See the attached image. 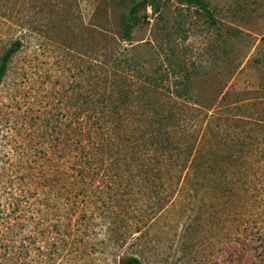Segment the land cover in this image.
I'll return each mask as SVG.
<instances>
[{"label":"rangeland","instance_id":"374dc122","mask_svg":"<svg viewBox=\"0 0 264 264\" xmlns=\"http://www.w3.org/2000/svg\"><path fill=\"white\" fill-rule=\"evenodd\" d=\"M136 1L0 0V58L22 42L0 84V264H251L264 228V0H205L210 14L161 0L122 40ZM129 56L158 70L157 87L116 72ZM122 80L129 108L148 105L141 130L155 113L172 145L145 146L123 175L97 157L90 198L67 209L55 138L91 128L89 115L112 120L92 106Z\"/></svg>","mask_w":264,"mask_h":264},{"label":"trees","instance_id":"16d2710c","mask_svg":"<svg viewBox=\"0 0 264 264\" xmlns=\"http://www.w3.org/2000/svg\"><path fill=\"white\" fill-rule=\"evenodd\" d=\"M183 3L188 6H195L196 9L209 13V9L205 0H181ZM162 7L161 0H137L134 2L129 9L128 16L124 17L121 23V34L120 38L122 40H131L130 31L134 26L135 22L145 21L147 15L138 16L139 10H145L150 8L153 13L160 12ZM22 42L20 39H15L3 52L0 58V84L6 73V69L11 57L21 48ZM126 51H128L126 49ZM125 66L124 69H121L117 73H121L124 77L130 78L133 81H138L141 83H148L157 87V78L156 73L158 70L152 67L151 71L145 69V65L139 57L134 58L129 56L123 61H119ZM115 91H108L104 89L98 93L94 104L92 107H95L96 104H104L106 108L112 110L111 118L105 116L103 123L99 124L96 121V118L89 115L85 121V126H91V128H82L79 130H74L72 132H64L62 135H59L55 138L58 143L57 147H54L55 151L51 152L58 160L68 161L65 169L63 171H58L59 177L62 179L63 190L66 194L65 204L67 209L79 208V203L81 200H78L79 194H86L87 198L91 196V179L96 175V170L93 166V161L101 156L112 157L116 159L117 165V174H122L126 167L132 161L137 163L139 158L138 153H140L145 146H152L156 148L161 146L160 152L165 149H169L172 143L167 139L163 143L160 139V130L156 127H160L159 123L155 121V113L152 117L145 115V120L147 121V128L141 130V122L144 115V109L146 108L147 103L141 104L134 109L129 108L131 104L132 95L134 94L132 89L129 90L125 80L119 81L117 83ZM102 96V97H101ZM132 110V111H131ZM139 112L138 117L136 114ZM109 118V121L107 120ZM136 118V121L131 124V121ZM160 120V117H159ZM115 121V122H114ZM108 124V125H107ZM132 126V127H131ZM112 133H114L113 136ZM61 145L62 147L58 148ZM141 146V147H140ZM53 149V150H54ZM56 149L58 150L56 152ZM52 150V149H51ZM116 150V152L114 151ZM141 150V151H139ZM97 153V155H96ZM141 153L140 160L142 167L147 170L146 172H153L152 169H149V165H145L147 161ZM61 163H56L53 160L49 161L48 169L52 170L53 167H57ZM49 172V173H50ZM49 177H57L56 175H51ZM54 182V180H51ZM55 183V182H54ZM59 193V192H57ZM90 199L84 200L82 203L83 211L86 212L89 208ZM84 218V214L82 213ZM91 219H80L76 218V223L78 227H83V232L89 231L90 225L92 224ZM246 238L242 237L241 240L244 241ZM251 239V238H250ZM246 250H248L246 243L243 245ZM252 259L251 264H264V228L256 227V230L253 233V239L249 243ZM118 264H143L141 260L135 255H118L117 256Z\"/></svg>","mask_w":264,"mask_h":264}]
</instances>
